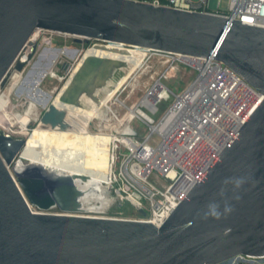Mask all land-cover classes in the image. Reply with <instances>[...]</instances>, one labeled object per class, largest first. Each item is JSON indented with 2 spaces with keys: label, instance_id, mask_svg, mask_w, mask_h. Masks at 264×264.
<instances>
[{
  "label": "water",
  "instance_id": "95a60500",
  "mask_svg": "<svg viewBox=\"0 0 264 264\" xmlns=\"http://www.w3.org/2000/svg\"><path fill=\"white\" fill-rule=\"evenodd\" d=\"M240 22L132 0H0V85L43 29L216 59L264 96V29ZM44 121L54 129L61 112L51 107ZM25 142L0 131V264H222L264 255V98L159 227L82 215L100 185L80 188L88 177L32 162L14 169ZM212 203L219 219L208 214Z\"/></svg>",
  "mask_w": 264,
  "mask_h": 264
},
{
  "label": "built area",
  "instance_id": "2783aa9c",
  "mask_svg": "<svg viewBox=\"0 0 264 264\" xmlns=\"http://www.w3.org/2000/svg\"><path fill=\"white\" fill-rule=\"evenodd\" d=\"M132 1L237 20L242 25L264 29V0H229L227 12L210 10L209 0ZM147 52L162 58L168 69L145 88L134 105L120 102L128 114L147 128V133L144 137L112 134L108 189L124 195L134 206L136 217L129 220L159 227L264 96L219 60L150 49ZM180 68L189 71L191 81L175 94L162 81L169 72ZM119 89L115 93L117 100L122 92L117 94ZM134 89L131 87L128 98ZM168 94L172 101L155 121L151 115L159 112V104ZM153 138L157 139L154 145ZM121 150L125 155L117 164ZM139 209L145 215H140ZM30 210L43 213L32 206ZM222 264H264V255L240 254Z\"/></svg>",
  "mask_w": 264,
  "mask_h": 264
},
{
  "label": "rangeland",
  "instance_id": "374dc122",
  "mask_svg": "<svg viewBox=\"0 0 264 264\" xmlns=\"http://www.w3.org/2000/svg\"><path fill=\"white\" fill-rule=\"evenodd\" d=\"M228 1L229 0H209V8L213 11L227 12ZM28 45L29 47H31V45L33 46L28 61L22 65L18 63L12 65L0 85V93H7L11 83V76L20 73L17 84L8 93L10 104L7 109L8 111L12 109L13 113L20 117V123L25 124L27 128L21 131L18 125L19 121L15 118H8L6 112H2L5 110L4 106L7 103L0 97V118L5 123L8 130H10V132L1 130L2 134L9 135L13 139L28 140L32 142L34 146H39L40 142L43 140V136L34 135V132L36 130H44L43 133L47 136L46 140L49 147H62L63 150L72 151L76 156L86 154V144L91 141L93 143V151L100 159L106 156V146H109L112 142L111 137L102 134H130L136 137H144L146 135L147 128L139 120L128 114L127 111L121 107L120 102L126 103L129 107L136 103L137 99H139L145 91V88L152 85L154 80L158 79L159 75H161L164 70L168 69V65L165 64L162 58L153 54V52H147L145 49L141 48L92 39H80L76 41V37L43 29L40 30L38 38L35 41L28 42L26 47H28ZM26 47L22 50L20 55L25 53ZM111 48L122 51H135L140 55L141 59L136 66H131L132 68L129 76L125 82L118 87L120 89L117 94L122 91L119 100H117L115 94L118 88L107 100L106 106L103 108L105 109L103 114H105L104 118L105 120L107 119L106 121L108 123L105 122L101 125V114L98 113L88 124V132L86 134L78 131L81 129V126H83L84 115L94 111L98 106L96 100L99 99V97H104V90L108 89L111 78L115 75V79H113L115 81L123 75V72L118 71L120 69H126L125 65L130 63L128 60L123 65H121L120 61L114 62V67L110 68V71L108 70V75L104 79L98 76H92L90 78L92 82L89 83L88 86L94 89V97L90 93L82 95L79 98V103L74 105L64 116L61 125H56L54 129L48 130L49 125L44 121V114L51 109L52 100L66 91L73 83L71 78L72 72L81 66L82 57L85 52L88 50H96L101 55L105 56L102 51ZM60 51H65V53L59 54ZM50 69L53 72L52 74L49 72ZM45 73L47 74L43 77L42 75ZM38 81L41 83L36 84ZM190 81L191 75L189 71H184L180 68L169 72L168 77L162 82L169 90L176 94L185 89ZM131 87L135 89L133 94L128 98L127 94L131 90ZM171 101V95L168 94L164 96L159 104V112L156 115H151V117L155 121L158 120L165 109L170 105ZM33 106L31 118L30 116L28 117V114ZM100 125L103 128L99 127ZM156 141L157 139L153 138L151 144H156ZM29 148L30 146L26 145V148L16 156L13 165L17 162H20L23 166L29 164V160L26 156V149L29 150ZM118 154L117 164L119 161H122L125 151L121 150ZM109 156H111V153ZM109 162H111L110 158ZM13 165L9 166L8 170L14 176ZM108 186L110 187V183ZM105 187L106 185L101 184L100 190L108 201L99 209L100 211L92 210L82 215L120 220L135 218L136 211L131 202L127 200L124 195H117L112 189L110 190ZM58 212L56 208L47 211V213Z\"/></svg>",
  "mask_w": 264,
  "mask_h": 264
},
{
  "label": "bare ground",
  "instance_id": "6f19581e",
  "mask_svg": "<svg viewBox=\"0 0 264 264\" xmlns=\"http://www.w3.org/2000/svg\"><path fill=\"white\" fill-rule=\"evenodd\" d=\"M40 30L41 29H36L32 33V35L30 36L29 42L35 41L38 38ZM108 43H114V42H108ZM114 44H119V43H114ZM120 45H122V44H120ZM131 47L141 48V49H145L146 51H149V49L144 48V47H138V46H131ZM26 48L27 49H26L25 53L24 54L22 53L21 55H19L18 58L16 59L15 63L22 65L28 61L29 56L33 50V46L31 45V47H29V45H28V47H26ZM102 52L105 56L101 55L96 50H88L87 52H85V54L82 57L81 66L72 72L71 78H72L73 83L70 85V87L66 91L59 94L51 102V107L56 108L57 110H59L61 112V121H62V119L68 113V111L74 105H77L79 103V98L82 95H84L86 93H90L94 97V95H95L94 89L91 88L90 86H88V84L92 82V80H90V78L92 76L93 77L98 76L99 78L104 79L108 75L110 68L114 67V62L120 61L121 65H123V64H125V62L127 60L130 61V63L125 65L126 69H122V70L120 69L118 71V72H120V71L123 72L122 76H120L115 81L113 80V79H115V75L111 78V82L109 84L108 89L104 90L105 91L104 97L103 98L99 97V99L96 100L98 103V106L94 109V111H92L90 114L84 115L85 117L83 118V126H81V129L78 130L79 132H81L83 134H86L88 132L87 131L88 124L91 122V120L94 118V116L97 115L98 113L101 114V118H100L101 119V121H100L101 125L103 123L107 122L106 121L107 119L105 120V118H104L105 114H103L105 112V109H103V108H105L107 100L112 96V93L119 86H121L122 83L125 82V80L127 79V77L130 74V70L132 68L131 66H134V65L136 66L141 59V57L138 53H136L135 51H131V50H123L122 51V50H118L116 48H111V49H106ZM64 53H65V51L59 52V54H64ZM49 72L51 74L53 73L51 69L49 70ZM47 73H45L42 76L45 77V75ZM19 75H20V73L16 74L15 76H11V83L8 87L7 93L6 92L0 93V97L5 100V103H7L4 106L5 110L2 112H6L8 118H15L18 121L20 120V117L18 115H15L13 113L12 109L8 111L7 108H8V105L10 104L8 93L17 84ZM39 83H41V82L38 81L36 84H39ZM33 108H34V106L29 111L28 117L30 116L32 118ZM18 125H19V129L21 131H24L27 128L26 125L23 123H20V121H19ZM101 125L99 127H102ZM49 129H52V128L49 127L48 130ZM1 130H6V131L10 132V130H8V128L6 127L5 123L0 118V131ZM43 132H44V130H36L34 132V135H42L43 136V140H42V142H40L39 146H34L32 142L26 140L23 148L21 149V151H22L23 149L26 148V145L30 146L29 150L26 149V151H27L26 156H27L29 162H32L35 165L42 166L44 169H46V171L52 170V171L61 172V173H72V174L84 175V176L88 177V181L86 183H82L79 179L76 181L77 186L80 188H83L84 184H91V183L92 184L97 183L99 185H101V184L106 185L107 188H110L108 186V184L110 183V173H111L110 162H109V158L111 159V156H109L111 144H109V146L108 145L106 146L107 154H106V156L102 157L103 159L102 158L100 159L94 153L93 143L91 141H89L86 144V149H87L86 154L76 156V155H74V153L72 151L63 150L62 147H57V148L49 147L47 140H46L47 136ZM66 133H67V131H66ZM102 135H106V136L111 137V139L113 141V135L112 134H106L105 133ZM83 147H85V146H83ZM108 147H109V150H108ZM46 158H47V160H46ZM47 161H48V163H47ZM14 169L20 170V169H24V167L20 162H17L14 164ZM92 196H94V195H92ZM107 201H108V199L105 198L101 207H103ZM83 202H84L83 203L84 207L91 210V211L92 210L98 211L101 208V207H98L99 205L98 206H96L95 204L90 205L88 200H85Z\"/></svg>",
  "mask_w": 264,
  "mask_h": 264
},
{
  "label": "clouds",
  "instance_id": "9594fccd",
  "mask_svg": "<svg viewBox=\"0 0 264 264\" xmlns=\"http://www.w3.org/2000/svg\"><path fill=\"white\" fill-rule=\"evenodd\" d=\"M244 183V181H243V179L242 178H236L235 180H234V185H235V188H237V189H239L241 186H242V184ZM239 197H237V199H238ZM209 209H210V212L208 213V214H210L211 216H213L214 218H216V219H219L220 218V216H221V213H220V211L218 210L219 209V205L217 204V203H212V204H210L209 206ZM232 209H231V207L229 206V205H225V207H224V212L225 213H228V212H230Z\"/></svg>",
  "mask_w": 264,
  "mask_h": 264
},
{
  "label": "flooded vegetation",
  "instance_id": "af4514ba",
  "mask_svg": "<svg viewBox=\"0 0 264 264\" xmlns=\"http://www.w3.org/2000/svg\"><path fill=\"white\" fill-rule=\"evenodd\" d=\"M108 150H109V147H108ZM98 194V195H97ZM94 195V196H92ZM98 198V199H97ZM85 200H88L89 201V204H95L96 206L99 205L98 207H101L102 206V203L104 202L105 200V197L102 193L101 190H99L97 193H94V194H91L89 197L85 198ZM100 203V204H99ZM102 208V207H101ZM57 209V208H56ZM58 210V209H57ZM59 211V210H58ZM60 213V211L58 212Z\"/></svg>",
  "mask_w": 264,
  "mask_h": 264
}]
</instances>
